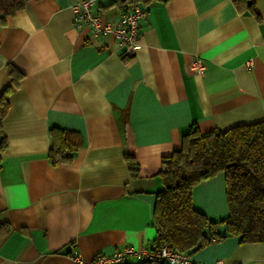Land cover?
Masks as SVG:
<instances>
[{"label": "crops", "instance_id": "1", "mask_svg": "<svg viewBox=\"0 0 264 264\" xmlns=\"http://www.w3.org/2000/svg\"><path fill=\"white\" fill-rule=\"evenodd\" d=\"M75 0H28L0 25V264H71L125 246L152 248L161 157L191 124L201 132L264 121V0H153L132 54L74 24ZM92 6L104 21L126 9ZM205 70H190L194 56ZM10 63L23 76L14 83ZM78 131L70 162L51 164L49 128ZM138 165L130 171L124 155ZM195 210L228 215L224 172L195 184ZM190 264H264V242L229 235ZM127 256L120 264H136Z\"/></svg>", "mask_w": 264, "mask_h": 264}, {"label": "trees", "instance_id": "2", "mask_svg": "<svg viewBox=\"0 0 264 264\" xmlns=\"http://www.w3.org/2000/svg\"><path fill=\"white\" fill-rule=\"evenodd\" d=\"M26 1L0 0V25ZM150 1L153 0H115L110 5L118 3L124 7L126 3ZM247 7L260 20L253 0L247 2ZM7 70L14 83L23 76L10 63ZM9 91L10 86L0 94V123L8 109ZM49 136L51 164L70 162L82 145L81 134L73 129L51 126ZM4 142L2 134L0 150ZM124 158L136 175L138 165L133 155L126 153ZM220 171L224 172L229 212L224 219L211 221L193 208L191 190ZM158 173L162 187L155 193L153 206L154 246L167 245L191 254L229 235H239L241 242H264V121L205 132L191 124L181 134L180 146L161 157ZM136 261V264H164L144 259Z\"/></svg>", "mask_w": 264, "mask_h": 264}, {"label": "built area", "instance_id": "3", "mask_svg": "<svg viewBox=\"0 0 264 264\" xmlns=\"http://www.w3.org/2000/svg\"><path fill=\"white\" fill-rule=\"evenodd\" d=\"M105 0H75L71 3L74 12V24L79 27L86 24L91 34H111L119 48L121 56L126 57L132 54L134 46L140 35L139 21L146 12L139 2L128 3L126 9L113 21H104L100 14L92 10V6ZM190 70L202 75L205 66L199 56H194L190 62ZM127 256L149 261H157L164 264H190V254L185 251H176L167 245L154 246L152 248L142 247L134 249L129 246L112 252L110 254L96 253L91 260H84L79 251H73L69 257L71 264H119Z\"/></svg>", "mask_w": 264, "mask_h": 264}]
</instances>
